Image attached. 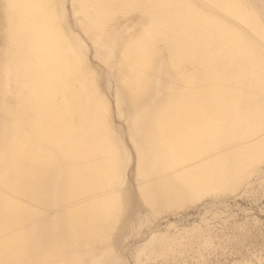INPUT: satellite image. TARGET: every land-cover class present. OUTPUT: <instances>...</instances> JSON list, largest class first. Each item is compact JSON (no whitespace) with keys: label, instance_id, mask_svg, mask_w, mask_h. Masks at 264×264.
Segmentation results:
<instances>
[{"label":"bare ground","instance_id":"6f19581e","mask_svg":"<svg viewBox=\"0 0 264 264\" xmlns=\"http://www.w3.org/2000/svg\"><path fill=\"white\" fill-rule=\"evenodd\" d=\"M252 2L0 0V264H173L201 241L157 222L264 174Z\"/></svg>","mask_w":264,"mask_h":264},{"label":"rangeland","instance_id":"374dc122","mask_svg":"<svg viewBox=\"0 0 264 264\" xmlns=\"http://www.w3.org/2000/svg\"><path fill=\"white\" fill-rule=\"evenodd\" d=\"M252 1L246 0L248 8ZM251 10L264 27L261 12ZM263 159L261 155L253 164L262 167ZM248 168L247 164L237 172L235 187L206 193L190 203L187 213L177 219H159L156 229H160L166 242L181 240L188 230L202 224L207 228L201 241L176 255L173 264H264V174L257 176ZM184 217L187 223L180 221ZM178 252L177 249L175 253ZM151 261L147 263L163 264L159 259Z\"/></svg>","mask_w":264,"mask_h":264}]
</instances>
